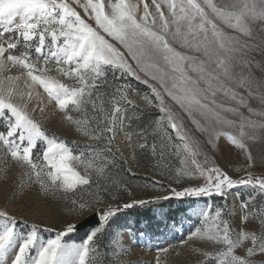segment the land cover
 I'll return each mask as SVG.
<instances>
[{
	"label": "snow or ice",
	"instance_id": "obj_1",
	"mask_svg": "<svg viewBox=\"0 0 264 264\" xmlns=\"http://www.w3.org/2000/svg\"><path fill=\"white\" fill-rule=\"evenodd\" d=\"M149 109L157 117L134 130ZM46 113L78 139L49 132ZM141 160L162 179L125 200L123 173ZM9 181V203L35 187L67 218L57 228L0 208V264H137L120 214L172 199L188 201L186 236L150 264L185 249L190 264H264V0H0V187Z\"/></svg>",
	"mask_w": 264,
	"mask_h": 264
},
{
	"label": "rangeland",
	"instance_id": "obj_2",
	"mask_svg": "<svg viewBox=\"0 0 264 264\" xmlns=\"http://www.w3.org/2000/svg\"><path fill=\"white\" fill-rule=\"evenodd\" d=\"M128 82L142 92L148 91L146 85L133 78H128ZM51 111L52 109L49 108L48 112L50 113ZM157 115L158 113L155 109L147 110L141 119L133 124V129L138 130V128L151 123ZM46 117L47 113L45 116H37L49 132H54L57 136L66 140L78 139L76 134L61 122L58 114L51 118ZM217 155L218 162L223 167L232 170L233 165L230 161H232L234 157L229 153V150L223 141H221ZM170 163L174 167L179 166V162L175 159L171 160ZM131 168L132 172H124L123 178L129 183L132 190V196H128L127 193H124L123 198L125 200H131L133 198H148L152 193L150 191H145L141 185L151 183L153 179L162 178L153 171L151 165L143 160H141L140 165L132 164ZM10 175L15 179V172H12ZM162 182L167 183V181ZM11 191V181H9L7 185L0 187V208L7 207L10 212H13L18 216H26L30 221H39L57 228H59L67 218L64 211L65 204L58 198L45 199L40 196L38 190L33 187L30 190H26L22 198L18 197L14 203H9L6 200V196L10 194ZM156 194L163 195L166 193L160 192ZM203 199L206 198H201L202 201ZM216 200L218 201L219 198H216ZM187 203V200L181 202L172 199L170 201H161L158 204L146 205L144 207L137 206L125 210L120 214L117 222L121 225L127 224L130 226L139 240V245L134 248L131 256V259L134 262H137V264H150L157 246H167L169 243L177 244L180 237L186 236V230L189 225L188 222L184 220L183 212L187 207ZM228 203H231L230 199ZM173 220L176 221L174 226ZM89 230L90 229L70 234L66 239H68L69 242L78 243ZM169 259L171 264H190V261L193 260L194 257H192L185 249L182 250L180 256H176L175 253H173Z\"/></svg>",
	"mask_w": 264,
	"mask_h": 264
},
{
	"label": "water",
	"instance_id": "obj_3",
	"mask_svg": "<svg viewBox=\"0 0 264 264\" xmlns=\"http://www.w3.org/2000/svg\"><path fill=\"white\" fill-rule=\"evenodd\" d=\"M92 226H93L92 224H84V226L80 228L78 232L90 229Z\"/></svg>",
	"mask_w": 264,
	"mask_h": 264
}]
</instances>
